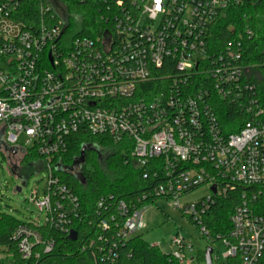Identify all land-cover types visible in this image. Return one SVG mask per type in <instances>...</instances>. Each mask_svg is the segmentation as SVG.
I'll use <instances>...</instances> for the list:
<instances>
[{"label": "built area", "instance_id": "obj_1", "mask_svg": "<svg viewBox=\"0 0 264 264\" xmlns=\"http://www.w3.org/2000/svg\"><path fill=\"white\" fill-rule=\"evenodd\" d=\"M130 1V9L115 16L113 30L94 37L67 32L69 19L80 18L57 0L0 1V150L7 158L19 157L14 170L35 153L39 159L26 166L46 172L43 192L35 187L30 196L43 220L17 226L18 257L9 264H58L45 259L59 249L50 231L69 238L77 234V219L90 224L101 212L99 232H88L78 250L91 253V264H114L116 245L136 235L146 206L159 199L180 208L208 237L214 264H264V109L251 100L245 121L224 124L209 97L212 86L223 100L242 95L252 68L241 63L240 43L234 48L228 42L217 55L208 47V31L231 0ZM32 10L35 20L19 15ZM168 59L177 72L161 75ZM156 80L167 83L166 92H150L148 83ZM197 82L201 86L189 90ZM79 132L128 146L134 165L156 182L132 204L101 198L93 215L56 174L59 165L79 173L81 164L69 169L61 161L69 138ZM22 135L27 144L19 142ZM202 186L208 196L181 202ZM228 190L239 192L229 234L211 235L205 216ZM217 241L225 247L221 256L214 254ZM173 243L180 250L172 254L180 259L181 248L192 246L182 236Z\"/></svg>", "mask_w": 264, "mask_h": 264}, {"label": "trees", "instance_id": "obj_2", "mask_svg": "<svg viewBox=\"0 0 264 264\" xmlns=\"http://www.w3.org/2000/svg\"><path fill=\"white\" fill-rule=\"evenodd\" d=\"M57 1L64 5L71 16L80 18L79 23L69 19L70 26L66 31L74 36L94 37L100 31L113 30L115 16L123 13L125 8L130 9L131 6L130 0H123L122 5H119L117 0ZM26 13L19 14L23 20H28V17L36 19L35 11L32 10L31 14ZM132 13L136 14L135 11ZM77 24L80 25V30L75 32ZM208 35V47L213 55L225 53L228 42H232L234 48L240 43L241 63L245 67L256 69L258 73L257 77L249 76L247 80L242 81L240 89L242 95L234 92L228 100L221 99L218 91L213 86L209 87L211 105L221 122L229 124L236 119L243 122L248 117L245 110L251 100H256V104L264 109V0H231L211 25ZM176 69L173 61L168 59L159 68V72L161 75L173 74L177 72ZM194 84L189 85V90L201 86L199 82ZM148 88L152 93H164L168 85L156 80L148 83ZM69 141L70 149L61 157L62 163L68 164V167L81 156L84 145H89L90 148L84 152V162L80 163L78 174L65 171H57L56 174L74 189L83 205L90 209L93 215H98L94 208L101 198H112L114 202L125 201L132 204L137 196L156 182L150 176L145 178V171L134 165L128 146L114 145L107 137L84 132L72 135ZM37 159L39 156L35 153L26 154L21 164L27 165L30 160ZM237 194L238 190H228L226 195L216 198L212 204L209 214L205 216L211 235L228 236L231 228L230 216L238 199ZM100 216H103L102 212L99 216H94L90 224L80 222V218L77 219L75 223L77 234L73 241L66 234L50 231L59 249L46 255L45 259L49 262L57 261L58 264H91V253H80L78 246L87 240L88 232L90 234L99 232ZM21 222L9 214L0 213V248H7L15 258L18 256L13 234ZM71 250L73 254L69 255L68 252ZM205 251L199 254L203 261ZM113 258L114 264H180L179 259L172 253H163L158 245L150 244L141 234L133 236L125 243H118Z\"/></svg>", "mask_w": 264, "mask_h": 264}, {"label": "rangeland", "instance_id": "obj_3", "mask_svg": "<svg viewBox=\"0 0 264 264\" xmlns=\"http://www.w3.org/2000/svg\"><path fill=\"white\" fill-rule=\"evenodd\" d=\"M249 76L257 77L258 73L254 68H248ZM20 143L27 144L28 138L25 135L20 137ZM33 143H29L31 148ZM19 157L8 158L0 150V213H6L21 221L30 219L43 220L39 215L37 206L30 201V196L35 187L43 192L46 172L38 166L23 165L13 169ZM21 186L22 190L17 191ZM207 186L199 187L193 192L181 198L182 203L196 202L208 196ZM143 235V238L150 244L158 245L163 253H175L180 248L173 243L176 236L185 237L192 243L191 249L181 248L184 257L179 259L180 264H205L199 254L210 246L211 241L203 236L200 229L182 214L180 208L173 207L166 199H159L156 204H149L145 208L144 226L136 235ZM214 254L221 256L225 247L219 241L214 242ZM14 259L13 254L7 248H0V264H9Z\"/></svg>", "mask_w": 264, "mask_h": 264}, {"label": "water", "instance_id": "obj_4", "mask_svg": "<svg viewBox=\"0 0 264 264\" xmlns=\"http://www.w3.org/2000/svg\"><path fill=\"white\" fill-rule=\"evenodd\" d=\"M0 146H1V136H0ZM89 148H90L89 145L83 146V149L81 151V156L74 162V164L71 167H69V169H72L75 164H80V163L84 162V158H85L84 152L86 149H89ZM56 169H57V171H63L64 167L62 165H59L56 167ZM77 176H79V175H77ZM212 190L214 192L216 191L215 186L212 187ZM17 191H19V192L21 191V186L17 187ZM69 238L71 240H75L76 239V232L72 231L71 234L69 235ZM212 253H213V248L211 246H208L206 251H205V264H214Z\"/></svg>", "mask_w": 264, "mask_h": 264}, {"label": "flooded vegetation", "instance_id": "obj_5", "mask_svg": "<svg viewBox=\"0 0 264 264\" xmlns=\"http://www.w3.org/2000/svg\"><path fill=\"white\" fill-rule=\"evenodd\" d=\"M77 165H78V164H75L73 169H77V168H78V166H77Z\"/></svg>", "mask_w": 264, "mask_h": 264}]
</instances>
